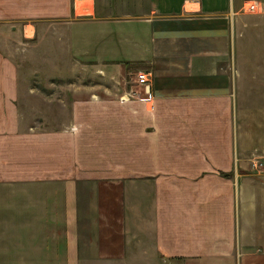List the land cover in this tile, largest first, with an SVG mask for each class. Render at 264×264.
I'll return each instance as SVG.
<instances>
[{"label":"crops","instance_id":"crops-1","mask_svg":"<svg viewBox=\"0 0 264 264\" xmlns=\"http://www.w3.org/2000/svg\"><path fill=\"white\" fill-rule=\"evenodd\" d=\"M246 1L264 5L148 0L141 16L116 19L94 0H0V22L20 21L25 41L55 25L88 82L57 93L68 81L49 76L32 96L22 76L18 92L0 56L1 117L18 96L21 122L53 114L56 98L69 106L56 129L0 126V179L20 182V264H264V173L242 171L248 150L234 136L255 116L234 72Z\"/></svg>","mask_w":264,"mask_h":264},{"label":"rangeland","instance_id":"rangeland-1","mask_svg":"<svg viewBox=\"0 0 264 264\" xmlns=\"http://www.w3.org/2000/svg\"><path fill=\"white\" fill-rule=\"evenodd\" d=\"M94 1L98 9L100 8L99 11L105 10V12H101V16L116 19L141 16L148 8V0ZM238 17L234 72L237 74L239 88L243 93L242 106L244 108L247 106V109L244 110L255 112V116L252 117L253 115L251 116L250 113L246 123L243 122L242 125L235 126L234 136L248 150L245 157L247 164H245V168H242V171L256 175L264 173V148H258L262 143L264 144V13L245 16L240 14ZM3 22H0L2 28L5 29L3 31L1 28L4 33L0 31L2 33L0 36V56L9 61L8 77L10 81H17L18 92H20V83L22 82L20 78L22 76L27 78L26 91L32 96L34 88H38L39 83L41 88L50 86L49 76L57 80L68 81H66L67 84L55 83V85H51L55 87L53 92L57 93L67 91L66 87L69 86V83L74 91H78L80 87L87 85V81L86 84H81V69L70 67L71 64H68L70 59L61 45L62 37L49 34L50 30L55 29V25L48 22L39 24L38 35L35 36L33 42L32 40L25 41L20 36V29L23 28L20 21ZM52 60L56 61L59 67L50 68L48 61ZM33 61H37L36 64L40 63V66L34 67ZM35 77L37 80L34 79ZM37 90L43 91V89ZM9 101L13 107L19 110L13 111L12 115L0 116V126L3 124L7 134H20V128H28V126L31 128L36 126L40 127L41 131H48L69 122V106H63L59 98L51 102L53 104L51 107L55 111L53 114L34 116L29 110L22 122L20 120V96ZM33 101L30 97L29 106L34 103ZM7 107L9 108V106ZM65 107L66 111H64ZM10 111L12 110H9L8 113ZM254 162L257 164L256 167H254ZM24 203L31 204V200L25 198ZM20 245V182L0 179V263L20 264ZM159 262L163 264L162 259ZM126 263L128 264V261ZM87 264L121 263L88 261Z\"/></svg>","mask_w":264,"mask_h":264},{"label":"built area","instance_id":"built-area-1","mask_svg":"<svg viewBox=\"0 0 264 264\" xmlns=\"http://www.w3.org/2000/svg\"><path fill=\"white\" fill-rule=\"evenodd\" d=\"M242 13L246 15H258L264 13V5L256 1H246L242 6ZM151 76L149 73L139 72L135 75L134 84L136 87L144 89L145 93L148 94L150 87ZM137 93L135 91L129 92L127 97H121L120 101H128V99H136ZM259 165V164H258ZM257 164L254 162V167Z\"/></svg>","mask_w":264,"mask_h":264},{"label":"trees","instance_id":"trees-1","mask_svg":"<svg viewBox=\"0 0 264 264\" xmlns=\"http://www.w3.org/2000/svg\"><path fill=\"white\" fill-rule=\"evenodd\" d=\"M125 65H127V63H125Z\"/></svg>","mask_w":264,"mask_h":264}]
</instances>
